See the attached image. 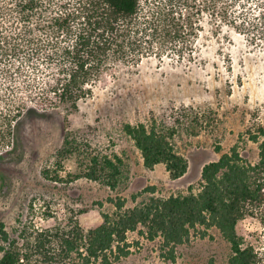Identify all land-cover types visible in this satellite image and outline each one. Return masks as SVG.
<instances>
[{"label":"trees","instance_id":"1","mask_svg":"<svg viewBox=\"0 0 264 264\" xmlns=\"http://www.w3.org/2000/svg\"><path fill=\"white\" fill-rule=\"evenodd\" d=\"M224 28L253 44L264 41V0H0V165L18 156L23 117L76 110L94 81L117 65L149 56L191 61L202 33L219 36ZM215 120L211 109L180 104L160 119L125 123L123 130L145 167L161 163L177 179L188 168L178 135L210 130ZM79 132L65 131L56 167L43 169V176L62 180L61 160L75 155L77 173H68L69 179L83 176L116 189L127 179V164L115 153L92 149ZM246 133L257 143V161L243 158L235 144L202 165L196 191L137 201L144 192L154 193L148 185L131 194L132 207L125 197H107L113 213L101 211L100 223L88 229L73 215L48 228L23 224L10 237L0 222V264H112L139 248L129 232L158 240L160 257L174 262L178 245L193 235L205 237L210 227L231 245L228 264H259L236 232L240 219L264 207V125Z\"/></svg>","mask_w":264,"mask_h":264},{"label":"rangeland","instance_id":"2","mask_svg":"<svg viewBox=\"0 0 264 264\" xmlns=\"http://www.w3.org/2000/svg\"><path fill=\"white\" fill-rule=\"evenodd\" d=\"M91 88V95L80 100L76 110L58 108L21 119L18 156L14 153L0 165V222L10 237H17L23 224L48 228L64 224L73 215L84 229L96 226L101 211H114L107 197L120 195L132 207L131 194L148 185L155 186L154 193L144 192L137 201L196 191L202 165L235 144L247 161L258 159L257 143L246 132L256 123L264 125V41L253 44L228 28L219 36L203 32L191 61L144 57L136 65L109 69ZM180 104L194 110L211 109L216 120L210 130L197 135L180 132L176 144L188 168L181 177L171 179L163 164L143 165L123 126L146 122L153 115L160 119ZM66 130H80L92 149L122 157L129 168L127 179L114 190L83 176L69 179L68 173H77L75 155L61 160L57 173L62 180L45 178L42 170L56 167V152ZM216 145H220L219 152ZM236 232L242 246H251L258 263L264 264V207L240 219ZM207 233L178 245L171 262L160 257L158 240L129 232V240L138 239L139 248L112 264H228L230 243L215 227ZM0 245H4L1 240Z\"/></svg>","mask_w":264,"mask_h":264}]
</instances>
